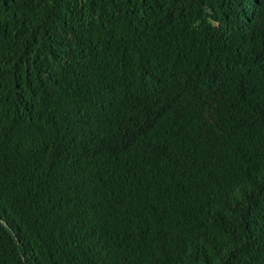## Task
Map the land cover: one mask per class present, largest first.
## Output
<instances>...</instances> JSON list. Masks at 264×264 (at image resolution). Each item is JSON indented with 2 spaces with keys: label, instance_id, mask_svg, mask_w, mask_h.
Listing matches in <instances>:
<instances>
[{
  "label": "trees",
  "instance_id": "16d2710c",
  "mask_svg": "<svg viewBox=\"0 0 264 264\" xmlns=\"http://www.w3.org/2000/svg\"><path fill=\"white\" fill-rule=\"evenodd\" d=\"M0 264H264V0H0Z\"/></svg>",
  "mask_w": 264,
  "mask_h": 264
}]
</instances>
